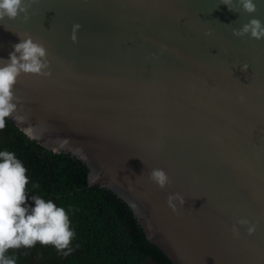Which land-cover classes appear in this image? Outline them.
Listing matches in <instances>:
<instances>
[{"label":"water","instance_id":"1","mask_svg":"<svg viewBox=\"0 0 264 264\" xmlns=\"http://www.w3.org/2000/svg\"><path fill=\"white\" fill-rule=\"evenodd\" d=\"M254 2L246 13L236 0L235 11L221 0H35L27 20L0 21V58L26 32L51 72L18 78L26 121L8 119L79 159L87 187L124 200L173 264H264V38L232 34L264 23V0ZM174 192L185 199L175 213ZM242 217L255 231L237 225L234 237Z\"/></svg>","mask_w":264,"mask_h":264},{"label":"trees","instance_id":"2","mask_svg":"<svg viewBox=\"0 0 264 264\" xmlns=\"http://www.w3.org/2000/svg\"><path fill=\"white\" fill-rule=\"evenodd\" d=\"M0 150L14 152L26 167V195L63 207L75 232L67 255L39 243L8 249L5 255L16 264H173L147 240L124 200L107 188L87 187V168L79 159L45 149L8 118L0 130Z\"/></svg>","mask_w":264,"mask_h":264},{"label":"clouds","instance_id":"3","mask_svg":"<svg viewBox=\"0 0 264 264\" xmlns=\"http://www.w3.org/2000/svg\"><path fill=\"white\" fill-rule=\"evenodd\" d=\"M33 3L35 0H0V21L5 18L15 19L21 14L27 20V11ZM236 3L243 12L256 11L254 0H236ZM221 4L235 11L233 0H221ZM79 27L78 23L72 25L70 39L73 42ZM15 34L19 42L12 46L6 59L0 58V130L5 127L6 118L9 117L18 125L25 124L26 117L19 111V101L14 92L18 78L25 74L42 77L51 75L45 45L26 32ZM232 34L238 37L247 34L249 38L260 40L264 38V23L257 18H251L239 29H233ZM240 67L244 71L248 65L242 64ZM239 99L244 98L241 96ZM19 130L29 139H33L32 126L20 127ZM26 171L23 162L14 152L0 150V264H16L14 258L5 255L8 249L21 246L31 248L37 243L52 245L57 251L65 250L64 255L72 251L69 244L75 232L70 228L65 209L50 199L26 195L25 186L29 181ZM149 179L159 188H164L170 182L169 176L161 168L152 169ZM165 203L175 213L178 206L184 205L185 199L181 193L174 192L167 195ZM237 225H246L245 231L248 235L256 227L242 217L231 226L234 237L240 234Z\"/></svg>","mask_w":264,"mask_h":264}]
</instances>
